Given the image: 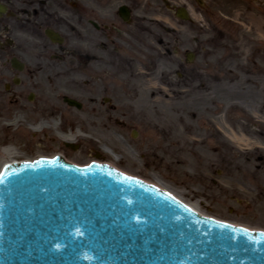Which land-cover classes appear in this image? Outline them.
<instances>
[{
    "label": "rangeland",
    "instance_id": "obj_1",
    "mask_svg": "<svg viewBox=\"0 0 264 264\" xmlns=\"http://www.w3.org/2000/svg\"><path fill=\"white\" fill-rule=\"evenodd\" d=\"M187 1L139 0L145 33L106 40L97 59L92 37L77 42L74 29L61 28L62 46L34 37L21 86L10 89L0 67V153L17 151L3 158L112 159L203 211L264 226V0H189L184 20L170 6Z\"/></svg>",
    "mask_w": 264,
    "mask_h": 264
},
{
    "label": "water",
    "instance_id": "obj_2",
    "mask_svg": "<svg viewBox=\"0 0 264 264\" xmlns=\"http://www.w3.org/2000/svg\"><path fill=\"white\" fill-rule=\"evenodd\" d=\"M55 153L63 154L7 161ZM97 160L127 174L60 155L4 165L0 264H264V231L254 229L264 226L213 215L164 183Z\"/></svg>",
    "mask_w": 264,
    "mask_h": 264
},
{
    "label": "flooded vegetation",
    "instance_id": "obj_3",
    "mask_svg": "<svg viewBox=\"0 0 264 264\" xmlns=\"http://www.w3.org/2000/svg\"><path fill=\"white\" fill-rule=\"evenodd\" d=\"M139 7V0H0V67L12 71L9 88L23 83L20 74L28 71L24 58L32 51L29 43L34 42V37L57 47L67 38L61 28L74 29L77 42L92 37L94 48L98 47L94 55L97 59L98 49H106V42L113 41L116 35L135 38L145 33L146 21L141 18ZM130 26L135 30H130ZM46 29L63 36V42L52 41ZM152 36L159 40V36ZM80 47L81 51L82 44Z\"/></svg>",
    "mask_w": 264,
    "mask_h": 264
},
{
    "label": "bare ground",
    "instance_id": "obj_4",
    "mask_svg": "<svg viewBox=\"0 0 264 264\" xmlns=\"http://www.w3.org/2000/svg\"><path fill=\"white\" fill-rule=\"evenodd\" d=\"M20 120V118L19 117H16L15 116V119H14V121L12 122V123H15L16 121H19ZM40 124V123H39ZM47 125H48V123H41L40 125H39V128L40 129H43V128H45V127H47ZM59 134L65 139V140H68V141H75L76 140V138L78 137V135L79 134H75V135H72V133H67V134H63L62 132H59ZM15 152H17V151H13V149H4L1 153H0V168H1V166H2V164L3 163H5L7 160H10L11 158H3V157H5V155H9L8 157H10L11 155H14L15 154ZM105 153H107V154H110L111 156H114V154H115V152L113 151V150H111V149H107L106 150V152ZM194 203V202H193ZM197 203V202H196ZM196 203H194L196 206H197V204ZM198 207V206H197Z\"/></svg>",
    "mask_w": 264,
    "mask_h": 264
}]
</instances>
